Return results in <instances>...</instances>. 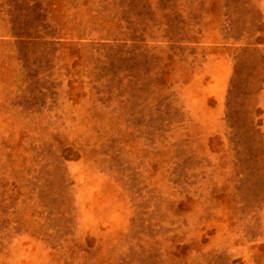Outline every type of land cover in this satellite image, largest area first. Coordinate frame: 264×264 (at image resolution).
Wrapping results in <instances>:
<instances>
[{"label": "rangeland", "instance_id": "rangeland-1", "mask_svg": "<svg viewBox=\"0 0 264 264\" xmlns=\"http://www.w3.org/2000/svg\"><path fill=\"white\" fill-rule=\"evenodd\" d=\"M0 264H264V0H0Z\"/></svg>", "mask_w": 264, "mask_h": 264}]
</instances>
